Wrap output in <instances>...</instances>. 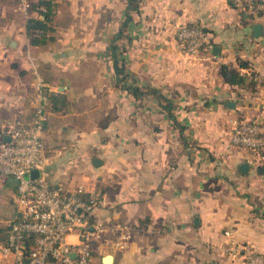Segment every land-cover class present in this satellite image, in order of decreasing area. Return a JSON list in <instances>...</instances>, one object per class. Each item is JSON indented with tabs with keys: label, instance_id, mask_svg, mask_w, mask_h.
Masks as SVG:
<instances>
[{
	"label": "crops",
	"instance_id": "obj_1",
	"mask_svg": "<svg viewBox=\"0 0 264 264\" xmlns=\"http://www.w3.org/2000/svg\"><path fill=\"white\" fill-rule=\"evenodd\" d=\"M54 1L55 38L33 45L27 22L38 12L0 0V137L8 121L33 116L39 76L46 90L66 95L46 123L53 181L99 190L95 216L131 227L124 248L116 245L121 230L94 239L91 264H107L108 253L111 264H246L225 251L230 241L264 253V159L230 140L232 119L264 115V80L252 76H264V30L255 36L253 28L264 29V11L241 12L230 0H141L129 23L127 64L138 83L169 98L174 119L165 100L136 98L115 83L104 51L126 0ZM181 24L204 28L213 47L183 53ZM222 63L246 81L226 80ZM14 188L0 176V246L19 214ZM0 264H8L1 250Z\"/></svg>",
	"mask_w": 264,
	"mask_h": 264
},
{
	"label": "built area",
	"instance_id": "obj_2",
	"mask_svg": "<svg viewBox=\"0 0 264 264\" xmlns=\"http://www.w3.org/2000/svg\"><path fill=\"white\" fill-rule=\"evenodd\" d=\"M31 2L18 0V6L29 14ZM230 2L245 13L264 10V0ZM37 8L45 10L43 5ZM177 38L183 53L191 56L213 47L209 34L201 26L181 24ZM252 76L264 80L261 74ZM35 86L38 103L33 116L8 121L6 135L0 137V176L16 179L14 196L19 212L10 222L0 250L8 264H51L53 261L91 264L94 239L107 231L121 230L116 245L124 248L131 237V227L120 222L109 225L95 216L96 208L103 201L99 190L87 189L83 184L70 188L53 181L46 140L52 102L41 76ZM230 140L233 145L247 149L254 158L264 159V115L260 119H232ZM34 170L37 174H33ZM70 235H75L77 241ZM225 251L242 258L246 264H264V253L252 244L230 241Z\"/></svg>",
	"mask_w": 264,
	"mask_h": 264
},
{
	"label": "trees",
	"instance_id": "obj_3",
	"mask_svg": "<svg viewBox=\"0 0 264 264\" xmlns=\"http://www.w3.org/2000/svg\"><path fill=\"white\" fill-rule=\"evenodd\" d=\"M140 3L141 0H126L125 17L122 20L118 31L110 37L108 47L104 51V55L113 61L115 83L118 86L126 89L136 98H143L148 94H154V96L159 101L165 100L166 102L163 106L164 109L167 111L170 117L175 119V114L172 112L173 104L169 98L156 87H144L138 83L134 73L130 71L127 64L125 52L127 51L128 45L131 43V35L128 31L129 23L133 20L134 13L139 11ZM41 5L45 7V10H39L37 8ZM34 10L38 12V15L29 16L27 22L30 42L33 45L44 44L48 40L55 38V36L51 34V32L54 30V27L50 24V22L53 20L55 15L56 2L54 0H32L30 11ZM263 11L264 10H258L257 13L262 14ZM40 15H43L44 18H41ZM247 64L248 63L244 60L239 61L240 67H246L248 66ZM220 72L224 78L231 83L241 84L245 82L247 78V74L241 72L238 67L233 66L232 64L222 63L220 66ZM47 92L52 102L53 108L61 109L67 103L66 95L62 92H55L48 89ZM177 124L179 123L177 122ZM178 127L180 128L181 133L185 129V126L182 124H179Z\"/></svg>",
	"mask_w": 264,
	"mask_h": 264
},
{
	"label": "water",
	"instance_id": "obj_4",
	"mask_svg": "<svg viewBox=\"0 0 264 264\" xmlns=\"http://www.w3.org/2000/svg\"><path fill=\"white\" fill-rule=\"evenodd\" d=\"M254 34L255 36H259L263 33V24L261 22H256L254 23ZM214 50L216 51V48H214ZM231 103V102H229ZM8 139V137H6ZM97 160V159H96ZM240 168L243 170V171H247L248 168H249V163L248 162H242L241 165H240ZM33 174H37V170H34L33 171ZM12 182L14 184H16V179L12 178ZM113 254L112 253H108L106 254L104 257H103V262L107 263V264H111L113 262Z\"/></svg>",
	"mask_w": 264,
	"mask_h": 264
},
{
	"label": "rangeland",
	"instance_id": "obj_5",
	"mask_svg": "<svg viewBox=\"0 0 264 264\" xmlns=\"http://www.w3.org/2000/svg\"><path fill=\"white\" fill-rule=\"evenodd\" d=\"M3 208H2V205H0V210H2Z\"/></svg>",
	"mask_w": 264,
	"mask_h": 264
}]
</instances>
